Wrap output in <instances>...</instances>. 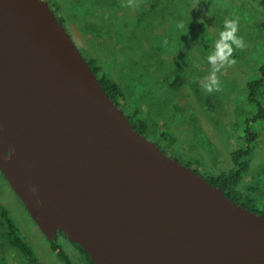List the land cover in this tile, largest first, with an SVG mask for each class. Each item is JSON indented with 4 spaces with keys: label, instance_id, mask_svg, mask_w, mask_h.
<instances>
[{
    "label": "water",
    "instance_id": "1",
    "mask_svg": "<svg viewBox=\"0 0 264 264\" xmlns=\"http://www.w3.org/2000/svg\"><path fill=\"white\" fill-rule=\"evenodd\" d=\"M0 172L94 264H264V216L141 135L44 0H0Z\"/></svg>",
    "mask_w": 264,
    "mask_h": 264
},
{
    "label": "rangeland",
    "instance_id": "2",
    "mask_svg": "<svg viewBox=\"0 0 264 264\" xmlns=\"http://www.w3.org/2000/svg\"><path fill=\"white\" fill-rule=\"evenodd\" d=\"M44 1L69 35L68 21L76 16L97 29L91 34H108L116 40L120 52L105 42L93 49L104 53L105 59L94 63L102 72L118 69L114 77L108 75L126 91L121 111L127 118L138 111L148 124L144 136L165 155L207 177L231 170L234 151L255 147L251 169L240 186L255 183L257 177L264 182V119L249 122L260 112L259 104L264 109V86L252 99L249 89L264 65V0H136L137 7H123L127 0ZM225 19H238V35L246 47L234 52V66L218 74L222 90L209 93L202 87L211 71L206 56L214 50ZM180 22L184 30L177 28ZM79 50L87 62L93 60L83 48ZM137 92L145 93L137 96ZM148 109L150 115L145 116ZM249 130L258 135L254 143L248 140ZM263 199L258 198L260 211ZM4 211L37 262L10 245ZM74 248L79 249L62 235L55 240L44 235L0 172V264H77Z\"/></svg>",
    "mask_w": 264,
    "mask_h": 264
},
{
    "label": "trees",
    "instance_id": "3",
    "mask_svg": "<svg viewBox=\"0 0 264 264\" xmlns=\"http://www.w3.org/2000/svg\"><path fill=\"white\" fill-rule=\"evenodd\" d=\"M54 12V11H53ZM56 15V14H55ZM57 16V15H56ZM59 19V18H58ZM59 21L62 23V20L59 19ZM91 66L93 72L97 76L99 83L107 93V95L110 97V99L120 108V99L122 97V91L120 87L114 83L108 76L106 75H100V70L94 66L91 62H88ZM261 76L258 80H255L249 84V89H251V99L255 96L256 92L261 89L264 86V65L260 68ZM174 84V83H172ZM177 88H179L181 85H175ZM256 98L252 100V102H255ZM258 103V102H256ZM259 104V103H258ZM260 112L249 120V122L256 123L258 120L264 119V109L262 104H259ZM134 128L144 136V133L148 130V124L145 119H141L138 116V113L134 114L133 117L128 118ZM248 122V125H249ZM248 133V136L250 137L248 140L249 142H256L258 135L255 132ZM255 153V147H248L247 149H239L231 153V159L233 162V168L229 171H224L218 176H203L208 182H210L213 186L217 188H221L222 191L225 193L227 197H229L232 201L237 203L238 205L242 206L245 209L250 210L251 212H254L258 215L264 216V211H260L259 208H257L258 198L264 197V182H261L259 177L255 180V183H250L246 185L245 188L241 189V183L244 179V177L249 173L251 169V164L253 161V156ZM190 168L189 166H187ZM200 175V174H199ZM243 191V192H242ZM259 197H258V196ZM264 203V199H263ZM3 219L5 217L6 224L5 229L7 231L8 238L10 240V245H13L17 249H19L22 254L27 255L30 257V259L34 260V262H37V260L34 257L33 252L31 251L28 244L25 242V240L20 237L13 228V224L11 223L10 219L7 216V213L4 211L2 215ZM63 237H65L62 233ZM79 250L86 255L89 264H94L89 255L85 252L83 248H81L78 244L74 243ZM59 257L65 261V257L63 254L58 253ZM66 264H69L65 261Z\"/></svg>",
    "mask_w": 264,
    "mask_h": 264
},
{
    "label": "clouds",
    "instance_id": "4",
    "mask_svg": "<svg viewBox=\"0 0 264 264\" xmlns=\"http://www.w3.org/2000/svg\"><path fill=\"white\" fill-rule=\"evenodd\" d=\"M122 6L137 7L138 4L136 0H127V3ZM200 23H203V21L201 20ZM177 28L184 30V23H178ZM238 31V19H225L223 29L219 31L218 38L215 40L214 50L206 56L207 63L211 65V71L205 78L202 87L209 93L222 90V84L218 74L222 70L234 66L237 63L234 58V52L237 49H244L246 47L244 39L238 35ZM163 44L167 46V38L163 41ZM35 191L36 189H33V192Z\"/></svg>",
    "mask_w": 264,
    "mask_h": 264
},
{
    "label": "crops",
    "instance_id": "5",
    "mask_svg": "<svg viewBox=\"0 0 264 264\" xmlns=\"http://www.w3.org/2000/svg\"><path fill=\"white\" fill-rule=\"evenodd\" d=\"M69 23V28L71 31L70 36L73 38V40L75 41L76 45L80 48H83L85 53L87 55H90L93 60H90V62L92 64H94V66H96L99 70H100V75H106L109 77V72L111 73V75L114 77L115 74L118 73V69L114 67H111L110 70H105V72L101 71V68L99 66H97L94 61H96L98 58H102L103 60L105 59V54L101 53L99 51H93V49L95 48H100L105 42H108L109 44L112 45V47L120 52V46L117 45L116 40L109 38L108 34H91V32L95 33L98 32L96 28H93L90 24H88L86 22V19H78L76 16H73L71 19H69L68 21ZM120 60H123L121 56H119ZM110 78V77H109ZM111 79V78H110ZM113 80V79H111ZM114 83H116L121 91H122V97L120 99V102L122 100V98L124 99V94H126V91L122 89V87L113 80ZM168 83H170V80L167 81ZM174 84H171V86H173ZM158 86L157 83L154 84V87L156 88ZM182 86V85H181ZM186 92V90H184ZM145 92H137V96H141L144 95ZM157 93H161L159 90H157ZM139 118L141 117V115H139V112L137 111ZM145 116H149L150 112L149 109L146 110L144 112ZM143 119V118H142ZM158 121L161 122V124L163 126H166V123L163 119L161 118H157ZM169 133V132H168ZM170 134V133H169Z\"/></svg>",
    "mask_w": 264,
    "mask_h": 264
},
{
    "label": "flooded vegetation",
    "instance_id": "6",
    "mask_svg": "<svg viewBox=\"0 0 264 264\" xmlns=\"http://www.w3.org/2000/svg\"><path fill=\"white\" fill-rule=\"evenodd\" d=\"M60 235L61 234H58V237H60ZM67 239V238H66ZM68 240V239H67ZM69 241V240H68ZM54 242H58V240L57 241H54ZM71 242V241H70ZM73 243V242H72ZM73 257L74 258H76V263L77 264H89V261H88V259H87V257H86V255L84 254L83 255V253L79 250V249H76V248H74L73 249ZM81 255H83V257L81 256Z\"/></svg>",
    "mask_w": 264,
    "mask_h": 264
},
{
    "label": "bare ground",
    "instance_id": "7",
    "mask_svg": "<svg viewBox=\"0 0 264 264\" xmlns=\"http://www.w3.org/2000/svg\"><path fill=\"white\" fill-rule=\"evenodd\" d=\"M46 2V1H45ZM54 10V9H53ZM96 62V61H95ZM113 81V80H112ZM160 149V148H159Z\"/></svg>",
    "mask_w": 264,
    "mask_h": 264
}]
</instances>
